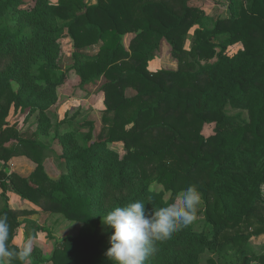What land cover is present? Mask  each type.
I'll use <instances>...</instances> for the list:
<instances>
[{
	"label": "trees",
	"instance_id": "obj_1",
	"mask_svg": "<svg viewBox=\"0 0 264 264\" xmlns=\"http://www.w3.org/2000/svg\"><path fill=\"white\" fill-rule=\"evenodd\" d=\"M188 1L0 0V187L39 208L0 209L8 216L9 247H18L13 238L20 226L28 238L45 230L31 213H59L81 224L75 235L54 242L48 258L36 244L30 264H112L105 255L111 230L102 216L137 200L147 209L167 206L190 185L202 195L211 234L193 223L154 242L146 264H198L204 252L213 264H264V253L249 244L264 234V0H227L230 15L215 18ZM195 24L187 49L185 36ZM64 30L81 84L104 77L105 108L94 138L90 131L83 138L57 134L65 172L53 179L38 156L40 143L4 118L11 107L29 110L41 120L38 130L47 132L45 111L65 79L59 63ZM164 41L177 68L150 71ZM94 47V55L83 53ZM227 108L246 111L248 120ZM114 142L123 143L122 156L110 147ZM17 152L35 160L28 176L5 171ZM153 182L163 189H152Z\"/></svg>",
	"mask_w": 264,
	"mask_h": 264
},
{
	"label": "rangeland",
	"instance_id": "obj_2",
	"mask_svg": "<svg viewBox=\"0 0 264 264\" xmlns=\"http://www.w3.org/2000/svg\"><path fill=\"white\" fill-rule=\"evenodd\" d=\"M25 2H33V0H24ZM51 3H55L57 0H49ZM88 4L95 3L97 0H85ZM238 2L236 5L238 7ZM190 5L201 7L205 13L210 17H227L230 15V7L227 0H189ZM247 5V2H244ZM237 9V8H236ZM62 24L63 22L60 21ZM197 25H193L188 34L185 36L184 47L190 48L191 42L194 37V29ZM62 54L60 57V68L65 73L64 82L57 88V100L46 111V116L50 121V126L46 133L38 130V124L40 119L36 113L29 114V110L20 111L14 110L12 107L9 109L7 116L4 118L9 126H14L18 133L22 137H30L38 141L41 148L38 151V156H42V164L45 172L53 179H57L63 172H65V164L60 159L61 144L57 134L73 131L79 137L83 138L87 131H90L93 138L99 133L101 128V116L102 111L105 108L103 103V92L100 87L105 81L104 77L95 79L92 82L81 84L79 76L76 74L72 65V53L74 47L72 40L67 36L66 30L59 33ZM132 34H127L122 38V43L127 47L128 42ZM240 44L229 46L227 53L234 54L239 48ZM97 51V47L89 50H84L85 55H94ZM173 63L177 62L172 55V51L167 42H162L159 51L155 52L153 58L148 62V69L155 71L161 68L172 69ZM173 68V69H176ZM17 84L13 85L16 89ZM127 95L132 94V90L126 91ZM228 115H235L240 113V116L248 120V114L246 111L238 109L227 108ZM86 121H92L90 127ZM211 133V127L206 126L203 130V135L207 136ZM111 148L116 150L121 156L124 154V146L122 142H114L109 144ZM5 171L8 173L14 172L21 176H28L35 168V160L31 159L27 154L23 152H17L11 156L6 162ZM3 167V162H2ZM2 169V168H1ZM0 169V170H1ZM152 189L161 190L163 187L155 182L150 186ZM264 191V188H263ZM180 193V192H179ZM177 194V196L179 195ZM176 196V197H177ZM169 197L168 193L165 195V199ZM176 199V198H175ZM174 199V201H175ZM173 201V202H174ZM10 206L13 209L18 210H39V208L31 203L30 200L19 196L17 193L6 190L3 193L0 187V209ZM203 201L198 209L199 215L194 222L196 228H205L207 234H211V226L205 221L202 214ZM26 214H21L22 219ZM29 217L34 218L42 225L45 230L37 233L36 237H32V248L37 244L41 249V255L44 258H48L52 252L54 242L60 240L68 235H75L81 224L75 221H70L64 218L59 213L48 214L38 211V213H31ZM28 237L23 233L22 226L16 229L13 243L18 247L22 246ZM249 244L255 253H264V234L254 235L249 239ZM33 253V251H32ZM212 255L209 252H204L200 256L198 264H213L208 259ZM33 260V254L31 261ZM45 264H51L47 262ZM250 264H260L258 262H251Z\"/></svg>",
	"mask_w": 264,
	"mask_h": 264
},
{
	"label": "clouds",
	"instance_id": "obj_3",
	"mask_svg": "<svg viewBox=\"0 0 264 264\" xmlns=\"http://www.w3.org/2000/svg\"><path fill=\"white\" fill-rule=\"evenodd\" d=\"M202 195L195 185L182 190L167 206L147 209L142 201L116 206L102 216L111 230L106 257L112 264H146L155 250L154 242H164L197 220ZM10 225L6 213L0 214V264H30L31 237L22 246L9 247Z\"/></svg>",
	"mask_w": 264,
	"mask_h": 264
},
{
	"label": "crops",
	"instance_id": "obj_4",
	"mask_svg": "<svg viewBox=\"0 0 264 264\" xmlns=\"http://www.w3.org/2000/svg\"><path fill=\"white\" fill-rule=\"evenodd\" d=\"M172 69L173 68H176V63H173V65H172V67H171ZM2 168V162H0V169ZM264 188V187H263Z\"/></svg>",
	"mask_w": 264,
	"mask_h": 264
}]
</instances>
